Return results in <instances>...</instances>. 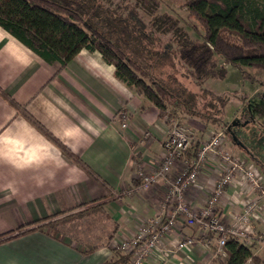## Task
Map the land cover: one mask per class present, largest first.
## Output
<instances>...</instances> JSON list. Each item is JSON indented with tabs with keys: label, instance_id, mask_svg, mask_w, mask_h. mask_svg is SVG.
I'll list each match as a JSON object with an SVG mask.
<instances>
[{
	"label": "crops",
	"instance_id": "0c3cea01",
	"mask_svg": "<svg viewBox=\"0 0 264 264\" xmlns=\"http://www.w3.org/2000/svg\"><path fill=\"white\" fill-rule=\"evenodd\" d=\"M0 90L6 94H0V235L37 221L39 225L1 241L0 264H103L111 256L109 246L101 245L105 241L87 250L89 241L75 240L70 230L55 233L46 220L40 222L84 203H102L110 225L106 235L128 237L144 219L165 216V179L142 192L125 191L137 184L133 178L137 167L151 170L160 163L168 125L151 102L114 75L113 65L100 53L81 49L65 66L48 63L0 27ZM27 115L76 154L100 181L64 155ZM213 164L202 168L198 182L186 192L194 209L214 187L219 171ZM181 167V160H176L169 178ZM122 190L115 199L114 193ZM252 194L240 180L227 189L218 214L228 221L239 209L236 203ZM188 236L197 238L192 249H174L178 239ZM210 236L178 221L161 238V251L148 264H220L212 257ZM250 249L254 260L243 264H264V248ZM224 259L223 252L222 264Z\"/></svg>",
	"mask_w": 264,
	"mask_h": 264
},
{
	"label": "trees",
	"instance_id": "16d2710c",
	"mask_svg": "<svg viewBox=\"0 0 264 264\" xmlns=\"http://www.w3.org/2000/svg\"><path fill=\"white\" fill-rule=\"evenodd\" d=\"M182 1L202 27L201 38L190 35L172 13L161 11L160 0H0V27L48 63L65 66L81 49L97 51L113 65L114 75L151 102L166 123L195 117L204 130H221L229 97L200 86L224 79L228 64L243 74V67L264 72V0ZM218 21L235 22L241 30L217 27ZM0 94L6 97L2 90ZM27 117L64 155L100 181L58 138ZM200 143L201 137H195L187 159L195 157ZM54 215L40 222L48 225ZM37 224L1 234L0 242L39 228ZM112 252L103 264L128 263L130 253L119 247ZM223 252V264L254 260L250 247L232 236ZM216 260L222 264L221 256Z\"/></svg>",
	"mask_w": 264,
	"mask_h": 264
},
{
	"label": "built area",
	"instance_id": "2783aa9c",
	"mask_svg": "<svg viewBox=\"0 0 264 264\" xmlns=\"http://www.w3.org/2000/svg\"><path fill=\"white\" fill-rule=\"evenodd\" d=\"M121 117L126 119L124 112ZM148 134L147 131L146 136ZM193 140L192 132L187 126L172 121L162 142L160 163L151 170H144L142 166L135 169L133 178L137 184L133 187L134 190H126L125 193L147 190L162 178L167 181L164 206L168 207L164 217L158 214L146 218L138 224L134 234L128 237L118 236L116 246L130 253L127 264H148L161 251V238L171 233L178 221L187 226H197L205 235L209 233L215 238V249L212 252L214 258L223 255L228 236L238 239L247 247L264 248V183L261 171L253 162L229 153L224 146L222 130L211 132V136L201 141L195 157L187 159L185 154ZM176 160H181L182 167L179 173L169 178ZM211 161L219 171L218 176L202 206L194 209L186 200V192L198 182L202 168L206 164H213ZM240 180L253 194L239 200L236 203L239 209L232 212L226 221L218 214V207L227 189ZM122 193L124 190L115 195L120 196ZM196 242L195 237H182L173 247L176 250L192 249Z\"/></svg>",
	"mask_w": 264,
	"mask_h": 264
},
{
	"label": "rangeland",
	"instance_id": "374dc122",
	"mask_svg": "<svg viewBox=\"0 0 264 264\" xmlns=\"http://www.w3.org/2000/svg\"><path fill=\"white\" fill-rule=\"evenodd\" d=\"M160 2L161 11L172 13L190 35L201 38L202 27L195 18L188 14L182 0H160ZM216 25L241 30L235 22L218 21ZM226 68L227 74L224 79L207 80L201 86L196 85L194 89L197 90V86H200L228 95L229 103L225 111L227 122L221 129L225 137L226 149L232 156L253 162L264 176V72L260 69L243 67V74L237 67L230 64L226 65ZM242 95L246 97L241 98ZM170 122L166 123L168 128L171 125ZM182 124L191 130L194 139L201 137V141L207 139L211 136V132L215 131L212 127L204 130L203 124L195 117H188L182 121ZM114 197L115 199L120 198L116 195ZM54 214L47 220L51 231L63 233L65 230H70L75 240L89 241L90 244L85 246L87 250L97 248L103 240L105 242L101 245L109 246L111 256L113 255L112 249L117 247L116 241L119 237L116 233L106 235V231L110 230V225L101 202L84 203L73 209ZM211 243L212 249H215L213 236ZM218 256L222 257V254Z\"/></svg>",
	"mask_w": 264,
	"mask_h": 264
}]
</instances>
